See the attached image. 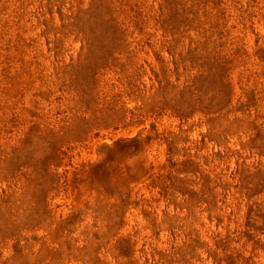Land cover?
<instances>
[{
	"label": "rangeland",
	"instance_id": "374dc122",
	"mask_svg": "<svg viewBox=\"0 0 264 264\" xmlns=\"http://www.w3.org/2000/svg\"><path fill=\"white\" fill-rule=\"evenodd\" d=\"M0 264H264V0H0Z\"/></svg>",
	"mask_w": 264,
	"mask_h": 264
}]
</instances>
